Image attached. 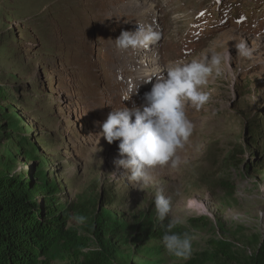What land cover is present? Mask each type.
<instances>
[{"label":"rangeland","instance_id":"1","mask_svg":"<svg viewBox=\"0 0 264 264\" xmlns=\"http://www.w3.org/2000/svg\"><path fill=\"white\" fill-rule=\"evenodd\" d=\"M138 24L159 41L117 48ZM241 41L250 57L236 50ZM147 51L160 68L224 51L232 60L209 77L206 105L186 102L194 131L182 163L157 167L144 186L114 165L119 141L98 132L112 108L143 106L154 79L120 101L147 77L139 65ZM21 163L27 172L13 175ZM0 174L27 183L36 209L74 236L43 264H81L90 250L110 264H251L264 246V0H0ZM161 189L172 200L162 223ZM190 197L203 214L188 211ZM176 218L172 231L192 239L187 260L162 243Z\"/></svg>","mask_w":264,"mask_h":264},{"label":"clouds","instance_id":"2","mask_svg":"<svg viewBox=\"0 0 264 264\" xmlns=\"http://www.w3.org/2000/svg\"><path fill=\"white\" fill-rule=\"evenodd\" d=\"M160 39V33L150 25L138 24L134 31H122L115 39L120 50L147 49ZM236 50L242 58L252 55L247 44L241 41ZM230 51L212 53L190 62L175 61L166 68H159L147 77H141L140 83L130 85L124 92L120 103L136 94L141 83L155 82L150 91L144 93V104L140 108L122 107L108 113L98 132L108 144L118 143V159L114 165L125 169L131 181L136 185H149L152 171L157 167L177 168L181 163L179 152L188 144L194 131V124L186 114V102L196 109L206 105L210 96L203 89L208 85L209 77L220 76V66L230 65ZM134 117V118H133ZM29 165L21 163L13 175L26 173ZM116 176L115 173H112ZM154 206L156 219L163 222L172 210L170 196L158 190ZM189 212L203 214L206 208L202 201L190 197L186 202ZM77 223H84L86 217L74 215ZM182 221L172 219L162 236V243L167 252L176 258L187 260L193 252L192 239L186 233H177L172 229Z\"/></svg>","mask_w":264,"mask_h":264},{"label":"trees","instance_id":"3","mask_svg":"<svg viewBox=\"0 0 264 264\" xmlns=\"http://www.w3.org/2000/svg\"><path fill=\"white\" fill-rule=\"evenodd\" d=\"M28 193L27 183L0 174V264H43L55 244L74 241L59 228L57 218H46L36 209ZM81 257V264H110L103 251L90 250ZM251 264H264V246Z\"/></svg>","mask_w":264,"mask_h":264},{"label":"bare ground","instance_id":"4","mask_svg":"<svg viewBox=\"0 0 264 264\" xmlns=\"http://www.w3.org/2000/svg\"><path fill=\"white\" fill-rule=\"evenodd\" d=\"M128 56H131V55H128ZM128 56H126V57H128ZM151 57H153L152 60L150 59ZM140 58H142V61L139 59V61H140V64L139 65L144 66L145 69L146 68L149 69V70H146L145 72H143L144 76H148L151 72L156 71V70H158L160 68L159 64L161 62V58H159L158 60H156L154 58V54H151L149 51L144 52ZM122 75H123V72H121L120 74H118V76H122Z\"/></svg>","mask_w":264,"mask_h":264}]
</instances>
